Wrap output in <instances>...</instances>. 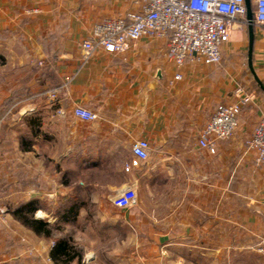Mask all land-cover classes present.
I'll list each match as a JSON object with an SVG mask.
<instances>
[{
    "label": "crops",
    "instance_id": "obj_1",
    "mask_svg": "<svg viewBox=\"0 0 264 264\" xmlns=\"http://www.w3.org/2000/svg\"><path fill=\"white\" fill-rule=\"evenodd\" d=\"M140 9L139 0H0V128L17 123L11 112L34 128L33 141L17 139L22 163L13 184L2 169L10 139L0 138V264H41L44 249L50 256L44 235L12 214L22 201L38 199L34 217L52 224L47 204L58 193H80L83 213L101 218L128 187L137 203L127 222L170 250L177 241L179 264H264V164L246 145L264 115V25L236 20L214 64L190 59L178 68L168 39L158 36L84 58L82 43L96 23ZM238 87L253 99L234 135L215 153L201 148L200 132L237 100ZM77 106L96 119L76 117ZM139 139L149 141V156L126 171ZM32 155L34 194L26 183Z\"/></svg>",
    "mask_w": 264,
    "mask_h": 264
},
{
    "label": "built area",
    "instance_id": "obj_2",
    "mask_svg": "<svg viewBox=\"0 0 264 264\" xmlns=\"http://www.w3.org/2000/svg\"><path fill=\"white\" fill-rule=\"evenodd\" d=\"M141 9L125 15L107 17L96 23L87 39L82 43L84 58L98 47L111 53H122L133 41L144 36H158L168 39L167 56L176 67L193 59L206 64L222 60V46L230 40L232 25L239 18L247 17L246 0H139ZM28 12H37L30 9ZM254 21L264 25V0L254 1ZM178 73L176 78H180ZM57 90L50 97L57 100ZM237 100L219 108L199 135L201 148L211 153L217 151L220 140L231 138L238 126V117L245 106L252 101V94L243 87L237 89ZM59 114L64 110L59 108ZM73 114L84 120H94L97 114L87 107L77 106ZM248 149L256 160L264 164V115L246 140ZM150 143L146 139L134 142V157L125 165V170L139 166L149 156ZM137 203V192L128 187L113 200L118 208H131ZM264 256V239L258 246ZM47 261L54 264L51 256Z\"/></svg>",
    "mask_w": 264,
    "mask_h": 264
},
{
    "label": "rangeland",
    "instance_id": "obj_3",
    "mask_svg": "<svg viewBox=\"0 0 264 264\" xmlns=\"http://www.w3.org/2000/svg\"><path fill=\"white\" fill-rule=\"evenodd\" d=\"M31 116L34 118L33 115ZM9 117L10 121L16 120L17 123L9 129L0 128V138L10 139L6 144L5 151L11 154V158L2 164V169L9 172V182L13 184L20 177L18 171L21 167L20 163H22L18 161L17 139L22 137L33 141L34 128L27 125L24 127L23 120L18 121L13 112L9 114ZM26 165V183L28 189L32 190L31 194H34L36 166L33 155L27 158ZM5 183L3 182L1 185ZM15 197L16 195L14 198L12 197L13 200L16 199ZM65 197L66 194L58 193L55 196L56 202L53 201L51 205L44 203L48 205L47 208L50 212H58L64 205ZM5 200H9V198H5ZM107 211V215H102L99 218L95 210H86L83 213L84 210L80 209L77 217L71 221L54 216L56 219L51 224L52 234L50 237L44 236V246L51 248L56 239L65 237L71 245L83 253V263L85 264H179L178 244H174L178 243L177 241L172 240V249L170 250L168 245H165L169 242L154 239L150 237L149 231H139L136 226H131L127 222L130 216L128 208L117 207L114 211ZM46 252L44 249L43 256L39 261L41 264H53L47 261ZM54 264L65 263L54 262ZM70 264L78 263L74 261Z\"/></svg>",
    "mask_w": 264,
    "mask_h": 264
},
{
    "label": "trees",
    "instance_id": "obj_4",
    "mask_svg": "<svg viewBox=\"0 0 264 264\" xmlns=\"http://www.w3.org/2000/svg\"><path fill=\"white\" fill-rule=\"evenodd\" d=\"M81 204V194L75 193L64 201L63 207L60 208L58 212H50L48 208H46V210L56 217H61V219L65 221H71L77 217ZM39 207L40 203L38 199L32 198L27 201H22L17 207L12 208L11 212L36 233H42L44 236L50 237L52 234L51 224L43 219L34 217V213ZM50 256L56 263L63 262L65 264H70L77 261L78 264H85L83 263V253L71 245L69 240L65 237L55 240Z\"/></svg>",
    "mask_w": 264,
    "mask_h": 264
},
{
    "label": "water",
    "instance_id": "obj_5",
    "mask_svg": "<svg viewBox=\"0 0 264 264\" xmlns=\"http://www.w3.org/2000/svg\"><path fill=\"white\" fill-rule=\"evenodd\" d=\"M246 4H247V18L249 21H253L254 11L252 7V0H246Z\"/></svg>",
    "mask_w": 264,
    "mask_h": 264
}]
</instances>
